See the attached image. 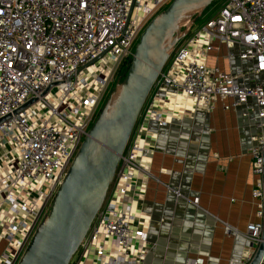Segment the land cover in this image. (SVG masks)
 <instances>
[{"label": "built area", "instance_id": "2783aa9c", "mask_svg": "<svg viewBox=\"0 0 264 264\" xmlns=\"http://www.w3.org/2000/svg\"><path fill=\"white\" fill-rule=\"evenodd\" d=\"M170 1L0 0V117L10 115L0 124V264L18 262L95 120L115 70ZM222 47L229 64L251 61L252 68L233 73L210 66L209 55ZM248 73L256 78L246 80ZM218 101L225 110L242 107L243 116L255 111L259 132L252 137V171L261 186L264 0H220L171 55L69 264H144L151 243L138 205L150 177L148 141L156 140L148 124L162 127L186 113H210ZM258 215L262 220L249 224L244 234L250 246L242 264L261 241L263 205ZM258 264H264V252Z\"/></svg>", "mask_w": 264, "mask_h": 264}, {"label": "crops", "instance_id": "0c3cea01", "mask_svg": "<svg viewBox=\"0 0 264 264\" xmlns=\"http://www.w3.org/2000/svg\"><path fill=\"white\" fill-rule=\"evenodd\" d=\"M224 54L223 47L212 52L208 64L233 73L252 68L251 61L229 64ZM242 112V107L225 110L218 101L210 113H186L162 127L148 124L156 140L148 141L150 177L138 205L151 243L144 264H242L250 246L244 234L262 220L258 212L264 204L252 171L258 117Z\"/></svg>", "mask_w": 264, "mask_h": 264}, {"label": "water", "instance_id": "95a60500", "mask_svg": "<svg viewBox=\"0 0 264 264\" xmlns=\"http://www.w3.org/2000/svg\"><path fill=\"white\" fill-rule=\"evenodd\" d=\"M215 1L171 0L150 19L134 46L126 73L119 77L121 82L116 92L88 129L16 264H69L103 203L137 117L175 43L192 24L193 11ZM181 26L186 28L178 35ZM34 100L16 109L14 114ZM9 117V114L0 117V124ZM262 188L264 195V151ZM263 252L264 216L261 241L246 264H258Z\"/></svg>", "mask_w": 264, "mask_h": 264}, {"label": "rangeland", "instance_id": "374dc122", "mask_svg": "<svg viewBox=\"0 0 264 264\" xmlns=\"http://www.w3.org/2000/svg\"><path fill=\"white\" fill-rule=\"evenodd\" d=\"M170 3V2H169ZM168 3V4H169ZM168 4H166L165 6H163L161 10H163ZM219 5V1H215L211 4H209L207 7L203 8L202 10L200 11H193L192 15L190 16V20L192 22V24L186 28L184 26H181L179 29H178V32L177 34L179 35L185 28L184 30V33L179 36V39L177 40V42L175 43L174 45V48L173 50L171 51V54L170 56L168 57L165 65L167 64V62L169 61L171 55H173L177 49L183 44V42L186 40L187 37H189V35L195 30V28L200 24L202 23L207 17L210 16L211 13H213V11L218 7ZM158 11V13L160 12ZM134 50V49H133ZM132 57V56H131ZM131 57H129L127 59V61H125L124 63H122L120 66L117 67V69L115 70V73L113 74V77H112V80L110 82V84L108 85V88L104 94V96L102 97V101L100 103V107L98 109V112H97V115L99 114V112L101 111V109L104 107V105L108 102V100L111 98L112 95H114V93L116 92L117 88H118V85L119 83L121 82V78L119 79L118 75L116 76V72L119 73V71H123V74L124 75L126 73V70H127V66H128V63H129V60L131 59ZM124 65V66H123ZM165 65L163 66V68L165 67ZM162 68V69H163ZM53 94H57L56 90L55 89H52L51 91ZM97 117V116H96ZM109 188V187H108Z\"/></svg>", "mask_w": 264, "mask_h": 264}, {"label": "flooded vegetation", "instance_id": "af4514ba", "mask_svg": "<svg viewBox=\"0 0 264 264\" xmlns=\"http://www.w3.org/2000/svg\"><path fill=\"white\" fill-rule=\"evenodd\" d=\"M123 66H124V65H123ZM122 74H123V71H119V73L116 72V76L118 75V77H120Z\"/></svg>", "mask_w": 264, "mask_h": 264}, {"label": "trees", "instance_id": "16d2710c", "mask_svg": "<svg viewBox=\"0 0 264 264\" xmlns=\"http://www.w3.org/2000/svg\"><path fill=\"white\" fill-rule=\"evenodd\" d=\"M217 1H220V0H217Z\"/></svg>", "mask_w": 264, "mask_h": 264}]
</instances>
